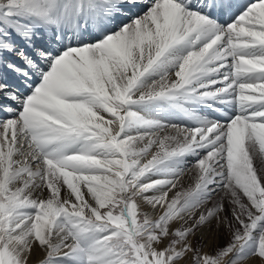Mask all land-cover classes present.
I'll list each match as a JSON object with an SVG mask.
<instances>
[{"label": "snow or ice", "instance_id": "obj_1", "mask_svg": "<svg viewBox=\"0 0 264 264\" xmlns=\"http://www.w3.org/2000/svg\"><path fill=\"white\" fill-rule=\"evenodd\" d=\"M36 249L264 264V0H0V264Z\"/></svg>", "mask_w": 264, "mask_h": 264}, {"label": "bare ground", "instance_id": "obj_2", "mask_svg": "<svg viewBox=\"0 0 264 264\" xmlns=\"http://www.w3.org/2000/svg\"><path fill=\"white\" fill-rule=\"evenodd\" d=\"M144 10H145L144 7H141L136 12V14L139 15ZM9 58L11 59L12 57H9ZM21 91H24V89L21 88ZM254 94L255 95H260L259 91H257ZM169 122H171V123H181V121L177 120L176 118H169ZM194 177H195V172L194 171H186L185 174L182 177L179 178V183L177 185V188L173 189L172 192L169 193V197H171L175 192H177L180 189V186H184V187L188 188L190 186L191 181L194 180ZM44 194H45V196H47L48 195L47 191H45ZM143 209L150 213L148 206L143 205ZM151 215L155 216V215H157V213H151ZM220 233H221L220 228L217 229L215 227V222H213V227L211 229L205 228V229L202 230V234L198 235L197 239L204 246L203 250L205 252L208 253L211 250V248H213V247H215V245H217V240H218L217 236ZM34 251L35 252L33 253V255L30 258V263L33 260H36V258H39V257L42 258L45 255V253L40 251L39 249H36ZM252 260L249 261V264H252Z\"/></svg>", "mask_w": 264, "mask_h": 264}, {"label": "rangeland", "instance_id": "obj_3", "mask_svg": "<svg viewBox=\"0 0 264 264\" xmlns=\"http://www.w3.org/2000/svg\"><path fill=\"white\" fill-rule=\"evenodd\" d=\"M193 183H194V180L191 181L190 185L193 184ZM186 188L187 187L180 186V189L178 191H182L183 189H186ZM141 208H142L141 211H145L143 209V205H141ZM151 213L152 212H150L149 214L151 215ZM157 215H158V213H157ZM220 230H221V233L217 236V238H218L217 245H215V247L211 248V250L208 253L214 252L215 249H217L218 247L224 246L228 242V240H229V234H228V232L223 227H221ZM203 248H204V246H203ZM45 255H46V253H45ZM45 255L42 258L41 257L36 258V260H33L30 264H37V262L39 260L43 259L45 257ZM252 264H261V261L259 259H257V258H254L252 260Z\"/></svg>", "mask_w": 264, "mask_h": 264}]
</instances>
